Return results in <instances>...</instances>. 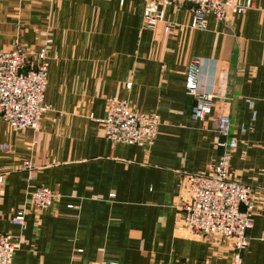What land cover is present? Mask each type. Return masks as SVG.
Segmentation results:
<instances>
[{
  "label": "crops",
  "instance_id": "obj_1",
  "mask_svg": "<svg viewBox=\"0 0 264 264\" xmlns=\"http://www.w3.org/2000/svg\"><path fill=\"white\" fill-rule=\"evenodd\" d=\"M253 4L228 21L208 16L204 30L191 27L189 7L169 6L166 32L165 23L144 26L145 0H0V50L19 41L34 57L53 40L39 131L0 120V232L20 243L13 264L231 262V244L189 234L179 206L184 174L207 172L222 153L214 128L222 112L237 142L231 170L264 204V0ZM190 71L215 94L203 120L192 117ZM110 97L159 115L152 145L104 137ZM39 186L61 194L51 210L30 204ZM21 208L23 227L11 222ZM247 235L241 264H264V212Z\"/></svg>",
  "mask_w": 264,
  "mask_h": 264
},
{
  "label": "built area",
  "instance_id": "obj_2",
  "mask_svg": "<svg viewBox=\"0 0 264 264\" xmlns=\"http://www.w3.org/2000/svg\"><path fill=\"white\" fill-rule=\"evenodd\" d=\"M169 6L189 7L192 12L191 27L204 30L208 16H214L217 21H228L230 15L243 14L254 4L253 0H145L144 26L155 28L165 23L164 14ZM165 24L166 31L170 24ZM16 43L8 50H0V120L15 130L30 128L37 132L44 114L50 110L46 102V88L53 40L51 36H46L34 57L28 47ZM193 63L199 65L201 62L195 59ZM196 78L193 71L188 73L186 92L194 99L193 119L203 120L213 111L215 94L210 89H204ZM100 123L108 141L148 147L157 137L160 118L157 113L133 109L125 99L110 97ZM231 125L229 114L222 112L215 116V131L224 138L219 142L222 153L207 172L184 174L187 200L179 206V211L189 234L204 237L215 244L230 243L232 259L229 264H241L249 243L248 231L253 226L254 216L264 212V204L259 205L256 188L237 180L231 170V155L237 147L236 140L231 138ZM2 149L9 150V147L4 145ZM22 166L29 172L30 179L36 177V168L31 160H24ZM60 196L56 190L39 186L30 193L29 202L36 210L45 212L55 206ZM2 198L0 190V200ZM26 214L25 208L17 210L11 222L23 227ZM19 246L17 238L0 232V264H13ZM179 264L221 263L204 259Z\"/></svg>",
  "mask_w": 264,
  "mask_h": 264
},
{
  "label": "rangeland",
  "instance_id": "obj_3",
  "mask_svg": "<svg viewBox=\"0 0 264 264\" xmlns=\"http://www.w3.org/2000/svg\"><path fill=\"white\" fill-rule=\"evenodd\" d=\"M18 43H19V44H21L19 41H17V43H16V44H18ZM22 45H23V44H22ZM24 46H25V45H24ZM26 47H27V46H26Z\"/></svg>",
  "mask_w": 264,
  "mask_h": 264
}]
</instances>
